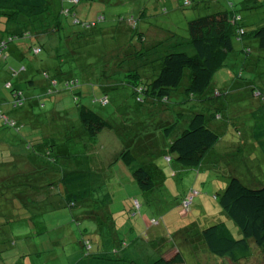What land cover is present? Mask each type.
<instances>
[{"label": "rangeland", "instance_id": "obj_1", "mask_svg": "<svg viewBox=\"0 0 264 264\" xmlns=\"http://www.w3.org/2000/svg\"><path fill=\"white\" fill-rule=\"evenodd\" d=\"M157 1L161 2L154 6ZM182 1L81 0L79 6L77 5L78 7L74 8L80 18L90 19L102 15L104 20L97 23L94 28L87 30L85 35L77 38V35L72 34L69 36V34L77 31L79 26H71L69 20L63 17L64 27L53 33L43 34L39 38V44H42L40 54L33 55L29 49H25L24 64H32L37 69L45 68L50 73L54 72L55 68L56 71L61 72V75L56 76L58 78L63 76L79 77L82 82L95 83L100 86L99 88L96 86L95 91H92L90 86L85 85L81 91L85 95L95 92L96 96L105 93L109 100L105 107L99 104H91L85 98H80L79 102H83L98 113L110 118L117 130L121 129L120 126H122L123 120L128 122L130 126L141 120L144 130L151 135L145 137V133H143L141 137L144 142L146 140L155 142L154 152L148 155L150 162L162 172L166 171L167 168L168 170L162 179H155V185L149 191H141L136 183H128L122 188L114 184V181L111 180V173L106 168L108 156L104 150L105 139H100L97 143L98 134L97 138L95 136L92 139H95L96 142L93 144L89 138L82 135L83 139H79L80 137L76 135L77 131L80 132L78 130L80 123L76 115L77 103L73 99L74 95L70 92L62 99V94L53 99L44 96L42 107L26 108L34 118H38L42 122V126H46L47 129H43L42 133H53L54 142L51 144L48 141L46 144H51V146L49 145L46 149L41 148V144L38 146L31 143L34 139L39 141L41 138L37 134L38 131L32 128L31 119L23 118L24 125L21 126L19 131L0 122V139L3 137L7 143L6 149L0 147V207H5V211L9 210L11 213L29 214L27 217H30L27 218L26 224L22 220H18L11 224H4L2 229L6 230L10 227L11 233L14 235L22 234L26 236L23 244L24 246L27 245L25 248L28 254L23 257V260L21 259L23 264H74L82 253L80 246L82 238L88 239L91 243L92 248L89 257H92V259L87 258L85 260L90 261V264H128L130 261L137 264H146L144 260L147 256L154 255V253L158 255L159 249L144 248L140 244L145 238V233H143L145 223H141L139 226V220H144V216L147 217L148 221L151 218H156L161 225L159 224L160 226L154 227V229L174 234L173 225H170L169 231H166L160 214L164 211H173L174 209L178 211L180 209L181 206L178 205V201L181 194L189 188L187 185L192 182V177L189 174H196L197 171L196 175H198V171H200L199 166L189 168L188 172L183 173V182L177 181L172 176H167L170 175L169 172L176 173L175 169L179 165L175 162L174 155L170 153L168 147L162 145L159 129L161 130V127L163 128L165 125L159 126V120H163L160 119V113L164 117L165 115L168 118L175 117L176 122H182L180 116L183 113L187 115L194 111L206 114L207 124L221 137L216 144L215 151L212 152L211 148L205 154L203 159H206V161H203V163L206 162V165H210L209 163L213 162L215 155L219 152L225 156L233 167L235 174L240 175L244 183L253 184L247 173L244 174L242 152H247V146L241 144L240 138L243 135V140L250 142L245 134L250 137V132L254 131L253 126L259 119L264 120V105L260 100V94L264 95V49L259 50L257 48L254 37L250 35L244 37L245 44L251 46V51L248 53L250 55L237 51L235 52L239 53L237 59L228 58L226 66L218 70L214 75V79L211 80L213 83L210 84V87L202 96L203 100H199L197 95L184 94L180 86L170 96V100L166 105L158 104L156 101L152 105L154 107L153 111L146 113L141 110L147 109L145 105H138L131 96V88L124 82V80L128 81L126 77H120V75L113 77L122 78V83H114L107 79L114 62L119 60V56L125 53L120 47L134 45V41L130 43L127 41L130 33L128 31L121 32L119 29L121 27L123 31L128 28L125 20H119V18L126 17L128 14L138 16L143 6L147 7L146 15L139 17V24L137 25L142 29L149 26L154 27L156 36L151 37L150 42H154V51L159 57L168 51L189 52L191 48H188L189 43L187 41L188 21L206 14L216 7L234 9L242 16L243 24L248 31L264 24V0H258L263 4L251 9H249V6L254 4L253 0H189V5L181 6ZM228 3H231V6ZM6 26V23H3L0 19V35ZM150 29L152 28L148 30ZM59 38H61L60 41ZM152 53L154 54V52ZM126 57L127 55L118 65L121 69H125L133 62ZM157 62L158 60H154V62L149 63V67H144L147 76H150L153 67H156L157 70V66H159ZM1 77L2 79L5 78L4 73H1ZM33 77L39 79L40 75L35 71ZM24 88H27V86L24 85ZM213 89L218 90L221 94L213 95ZM7 93V89L3 88L1 90L0 101H2V98H6ZM3 101L5 100L3 99ZM55 105L56 109H54ZM179 107L187 112L176 109ZM9 109H11L9 106L4 108L6 114L10 117L21 116L20 108L16 109L17 113H12ZM54 110L62 114L65 113V118L69 119V122L66 120L56 121V119H54V122L51 121L50 114ZM53 123V129L51 130L50 124ZM111 137L119 138L122 141L129 137L132 141L130 146L134 147L137 143L138 134L136 136V133L132 131L127 135L118 133V136L112 135ZM110 140V146H117L121 150L122 143L117 144L116 139ZM27 143L33 145L28 149L26 148ZM49 148L50 153L48 152ZM61 154L65 156H60ZM52 156L53 158L56 157V162L52 161ZM165 156L171 157L170 163L165 161ZM39 162H42L40 167ZM210 167L212 166L205 168L208 170L207 173H199L198 179L205 182L201 187H198L199 195L194 198V203L190 209L191 213L184 214L180 210L177 215L176 212H173L175 217L181 218V220L182 218L187 219L186 223L189 225L191 219L195 218L193 220L195 229L187 230L190 233V239L196 237V230L220 221L224 222V226L233 235L236 234L235 224L231 220L229 222L223 221L225 216L222 214L218 202L210 199L215 190L218 191L223 188V185L217 186L222 174L220 172L215 173L214 169L210 171ZM179 169L181 168L179 167ZM62 170H64L63 173L67 170H73L78 174H83L79 175V178L84 183L83 185H77L76 188L80 190L79 195L75 205L70 207L67 205V192H64L67 183L61 181ZM51 180L54 184L58 183L59 194H56L55 203L53 201L32 202L30 194L25 195L24 192L19 191V195L23 194L25 199L29 201L21 202L22 207L19 210L10 209L9 205L6 204L7 199H11L10 196L16 193L10 188H20V185L14 184L15 182L32 191L31 187H35L38 181L46 184ZM124 195H128L129 200L126 199L125 216H121L117 211L120 207L119 201ZM134 199L140 203V212L132 209L131 202ZM207 202L213 208H208L206 206ZM56 204L57 207L52 210ZM193 212L197 215L194 216ZM124 220L127 221V224H124ZM113 224L122 229L120 233L114 234L115 226ZM182 232L183 230H180L177 234ZM11 235L10 238L13 239ZM133 238H136V240L133 241ZM118 240H123L126 244L133 243L127 250L121 252L122 249L119 245L121 241L118 242ZM168 240L170 242L171 238ZM175 242L172 241L169 245ZM18 243L21 242L18 241ZM193 243L191 241L192 245H194ZM6 249H9L8 251L12 250L13 245ZM6 252L3 253L0 264H20L6 258ZM101 252H103L102 254L104 252L108 253L110 257L100 256ZM181 254L184 260L183 264H192L195 256L192 250L181 251ZM12 257L16 256L12 255ZM221 259L217 256L213 257L207 252H202L197 261L201 264H233L227 258ZM238 264H264V253L252 244L250 257Z\"/></svg>", "mask_w": 264, "mask_h": 264}, {"label": "trees", "instance_id": "obj_2", "mask_svg": "<svg viewBox=\"0 0 264 264\" xmlns=\"http://www.w3.org/2000/svg\"><path fill=\"white\" fill-rule=\"evenodd\" d=\"M80 1L81 0H0V19L7 25L0 35V92L3 88L8 90L6 98H2V103L0 104V122L16 131H19L21 126L24 125L22 122L23 119L16 120L4 111V106H9V108L16 110L24 107L29 100V97L21 88L15 87L19 79L25 78L27 80L46 81L47 87L45 90L31 97L35 105L39 107H42V99L44 96L53 99L58 98V96L62 94V99V97L67 96L70 92L74 95L73 99L77 103L76 115L80 123V127L78 128L80 132L77 131L76 135L80 137L79 139H83L84 136L92 140L95 136L97 138L99 134L97 143L100 139H105L104 150L108 156L106 168L111 173V180L114 175L119 173L118 183L120 188L128 183H136L141 191H149L155 185V179H162V177L165 176L164 174L167 173L168 168L166 171L162 172V174L160 173V175L154 173L156 170L153 171L149 169V165L152 162H150L148 155L153 153L152 148H155V142H149L147 140L144 142V139L141 137L143 133H145V137L151 135L144 130V126L141 124L142 122H140L141 120L134 122L132 126L123 120L122 126H120L121 129L119 128L120 130H117L114 122L110 120V118L98 113L83 102H79L80 98H85V100H89L91 104H99L105 107L109 103L105 93L96 96L95 92L85 95L84 92L81 91L85 85L90 86L91 90L95 91L96 86H98L97 84L82 82L79 77L63 76L58 78L56 76L61 75V72L56 71L55 68L54 72L50 73L45 68L37 69L33 67L32 64L23 63V58L26 54L25 49H29L33 55L40 54L42 52V44H39V38L43 34H50L64 27L62 23L63 17L69 20L71 26H79L77 31L70 32L69 34V36L72 34L77 35V38L81 35H85L87 30L92 27L94 28L97 23L104 20V16L102 15H97L96 18L90 19L80 18L76 10L74 11V8L77 5L79 6ZM160 2L161 1H157L154 6L157 3L160 4ZM253 3V5L249 6V9L256 8L263 4L258 0H253ZM189 4V0H183L181 6ZM228 4L231 6V3ZM146 9L147 7L143 6L138 16L128 14L126 17L119 18V20L123 19L128 24V28H125L123 31L121 27H119V29L121 32L128 31L130 33V37L127 41L129 43L134 41V45H124L121 46L122 48L120 47L125 53L119 56V60L114 62L113 68L109 76H107L109 77L107 79L114 83L123 82L122 78H113L115 75L126 77L128 81L124 80V82L131 88V96L138 105H145L147 109L141 110H144L146 113L153 111L154 107L152 105L156 101L158 104L161 103L162 105H166L170 100V96L175 93L180 86L184 94L189 96L197 95L199 100H203L204 98H202V96L208 90L210 84L212 85L213 83L211 80L214 79V75L218 70L226 66L227 59H237L239 55V53H235L237 51H242L246 54L250 53L251 46L245 44V36L250 35L254 37L257 48L259 50L264 49V24L255 29H249L250 31H248L243 24L242 16L235 12L234 9L216 7L204 15L188 21L187 41L189 43L188 48H191L189 52L168 51L159 57L154 51V42H150L151 37L156 36L154 27L149 26L146 29H142V27L137 25L140 20L139 17H144L146 15ZM149 28H152L153 31L152 29L148 30ZM60 40L61 38H59V41ZM17 51H20L21 57L17 56ZM152 52H154V54ZM126 55V58H129V60L131 59L133 62L125 69H121L118 65ZM154 60H158L157 63H159V66H157V70L156 67H153L150 76H147L144 67H149V63L154 62ZM35 71L39 73V79H34L33 74ZM1 73H4V79H2ZM21 83H23V85L25 84L22 80ZM99 87L100 86H98V88ZM220 94L218 90L213 89V95ZM260 98L264 105V95L260 94ZM3 99L5 101H3ZM176 109L183 110L181 107ZM160 115V119L163 120H159V126L167 125L166 127H161V130L159 129L162 145L168 147L170 153L174 155L175 162L179 165L176 167L177 169H175L176 173L169 172L170 175L167 176H172L177 181L183 182V173L188 172L189 168H196L199 166L200 170L198 171V175H196L197 171L196 174H189V176L192 177V182L187 185L189 188L181 194L180 200L178 201V205L181 206L180 208L184 214L191 213L190 209L191 205L194 203V198L199 195L198 187H201L205 182L201 181L202 179H198L199 173H207L208 170L205 168L211 165L213 168L210 167V171L214 169L216 171L215 173L218 174L220 172L222 174H220L222 177L217 186L223 185V188L218 191L215 190L210 196V199L218 202L221 212L225 216L223 217V221L229 222V220H231L235 224L234 230H236V234L233 235L229 229L224 226V222L220 221L216 224L196 230L195 238L199 237L210 253L219 257L226 256L234 263L246 260L250 257L252 244L264 253V120L259 119L253 126L254 131L250 132V137L248 134H245L250 142L244 141L243 135L240 138L241 144L247 146V152H242V163L244 174L247 173L250 181L253 183L249 184L244 183L241 176L235 174L233 167L226 163L225 156L219 152L215 155L213 162L209 163L210 165H206V162L203 163V161H206V159H203L205 154L211 148L212 152L215 151L216 144L221 137L219 136L220 134L207 124L208 120L206 114L194 111L187 115L183 113L180 116L182 118V122L180 123L176 122L177 120H175V117L171 116L168 118L166 115L164 117L162 113H160ZM212 116L215 118L214 115ZM28 117L32 120V128L36 129L38 131L37 134L41 137L39 141L34 139L33 142H30L38 146L41 144V148L45 149L49 145L51 146L54 142V138H52L53 133H42L43 129H47L46 126H42V122L38 118H34L30 111ZM50 119L53 122L54 119H56V121L66 120L69 122V119L65 118V113L62 114L55 110L51 112ZM53 125L54 123L50 124L51 130L53 129ZM132 131L136 133V136L138 134L137 143L134 147L130 146L132 141L129 137H127L125 141L111 137L112 135L118 136V133L127 135ZM110 139H116L117 144L122 143L123 146L121 150H119L117 146H110ZM1 140L6 139L1 137L0 141ZM48 141L51 144L47 145L46 143ZM90 142L93 144L96 143L95 139ZM31 143H27L26 148L29 149L30 146L33 145ZM48 152L50 153V148ZM60 156L65 155L61 154ZM171 160V157L165 156V161L167 163H170ZM52 161L56 162V157L53 158L52 156ZM40 166H42V162H39V167ZM179 167L181 169H179ZM150 170L153 171V173L150 172ZM63 171L64 170H62L61 181H63L62 183H67L64 192H67L66 200L68 203L67 205L70 207L75 205V201L79 195L80 190L76 188L77 185H83L84 183L82 179L79 178V175L83 174H78V172L73 170H67L65 173H63ZM194 182H196L195 185ZM14 184L20 185V188H10L16 193L10 196L11 199H7L6 201V204L9 205L8 207L13 210H19V208L22 207L20 205L21 202L29 201L25 199L23 194L19 195V191L22 193L24 192L25 195L30 194L32 202L53 201L55 203L56 201L54 199L56 194H59L58 183L54 184L52 180L46 184L38 181L35 187H31L32 191L25 189L22 184L16 182ZM190 195L192 198L188 205V209H184L182 204ZM127 196L128 195H124L125 198L129 197ZM134 201H136L137 204H135ZM131 205L132 209L140 212V203L138 200L134 199ZM206 206H210L209 202L206 203ZM55 207H57V204L53 206L52 210ZM174 210H176L178 215L177 209ZM27 211L29 212V210ZM117 213L121 215L119 212ZM193 213L194 216L197 215V213ZM27 216H29V214L21 212L11 213L9 210L5 211V207H0V259H3V253L9 250L6 248L13 245V249L6 252L5 257L11 259L12 262L23 264L21 259L23 260V257L28 254L25 248L27 245L24 246L23 244V240L26 236L22 234L14 235L11 233L10 227L6 230H3L2 227L4 224H11L18 220H22L24 224H26L27 218H30ZM194 219V217L191 219L190 225L186 223L187 219L184 218H182V220L180 218V220L177 221L180 225L173 224V227L176 228V235H178L177 229L178 231L187 230L190 226H193ZM125 220L124 224H127ZM146 222H148L147 225ZM146 222L141 220V223H145V228L143 229L145 238L140 244L144 248H153L149 243L151 232L148 231V229L151 227H158L160 221H157L156 218H151L150 221L147 220ZM141 223L139 222V226ZM181 224H183V226L185 225V227L181 226ZM176 225L178 226L176 227ZM113 226H115V224H113ZM169 226L170 225H167L165 227L166 231H169ZM179 227L182 228L179 229ZM119 228L120 227L115 226V235L121 232L122 229ZM163 233L165 240L168 242L170 238V242H177L179 240L172 239L173 234L169 232V234L166 232ZM10 235L13 239L10 238ZM133 239V241L136 240V238ZM18 241L21 243L19 244ZM119 241L121 240H118V242ZM156 241H159V239L156 238ZM132 243L126 244L123 240L119 242L122 249L121 252L127 250ZM80 246L82 248V253L74 264H90V261H85L87 258L92 259V257H89L92 248L90 241L82 238L80 240ZM11 251L13 252L11 253ZM102 253L103 252L100 253V256H108V253ZM12 255L16 257H12ZM108 257H110V255ZM101 260L104 261L103 259ZM144 261H146V264L184 263L180 251H174L168 255L158 254L155 257L147 256ZM128 264L137 263L130 261Z\"/></svg>", "mask_w": 264, "mask_h": 264}, {"label": "crops", "instance_id": "obj_3", "mask_svg": "<svg viewBox=\"0 0 264 264\" xmlns=\"http://www.w3.org/2000/svg\"><path fill=\"white\" fill-rule=\"evenodd\" d=\"M14 50H15V48H14ZM25 53V52H24ZM14 54H16V53H14ZM17 56H19V57H21V54H20V51H17ZM21 80H22V82H24L25 84L24 85H26L27 86V88H24V85H23V83H21ZM19 79L18 80V82H17V85L15 86V87H19V88H21L23 91H24V93L29 97V100H28V102H27V104H25L24 105V107H29L30 109L33 107V106H36L35 105V102H34V100H32L31 99V97H33V95H35L36 93H38V94H40V93H42L44 90H45V88L47 87V83H46V81H37V80H27V79ZM2 102L0 101V104H1ZM7 106H4V108H6ZM24 107H21L20 108V110H21V116L19 115L18 117H13V118H15L16 120L18 119H23V118H27V119H29L30 117H28V115H29V111H27L26 110V108H24ZM54 108H56V105L54 106ZM5 111V110H4ZM9 111H12V113H17L16 112V110H14V109H9ZM5 113H6V111H5ZM10 116V115H9ZM12 117V116H11ZM180 123V122H179ZM172 138V137H171ZM170 138V139H171ZM169 139V140H170ZM5 140H1L0 141V147H3V149H5L6 148V142H4ZM2 142H4V143H2ZM152 151L154 152V149L152 148ZM226 160V163L227 164H230L229 162H228V160L227 159H225ZM149 169H151V170H153V171H155L156 170V172H154L155 174H159L160 175V173L162 174V171H160L158 168H157V166L156 165H154L153 163H151L150 165H149ZM150 170V172H152L153 173V171H151ZM118 179H119V173H117L116 175H114V177H113V179H112V181H114V184H116V185H118L119 186V183H118ZM196 184V182H194V185ZM120 187V186H119ZM196 188V187H195ZM126 199H128L129 200V197L128 198H121L120 199V207L118 208L119 210L117 211V212H119L120 214H121V216H125V207H126ZM208 208H213V207H211V206H208ZM181 210V208L180 209H178V211H180ZM173 212H176V210H173V211H165V212H163L162 214H160V218H161V220L163 221V223L165 224V227L167 226V225H173V224H178V225H180V223H178L177 221H179L180 219L178 218V217H175L174 215H173ZM108 213H109V211H108ZM177 213V212H176ZM111 215H113V214H111ZM144 218V220L143 219H141L143 222L145 221H147V217L146 216H144L143 217ZM177 218V219H176ZM173 219V220H172ZM140 223H141V221H139ZM146 225H147V222H146ZM161 225V224H160ZM159 225V226H160ZM178 225H176V227L178 226ZM181 226H183V224H181ZM183 227H185V225L183 226ZM193 227V228H192ZM180 228H182V227H179V229ZM174 229H176V228H174ZM195 229V226L193 225V226H190L189 227V230H194ZM188 230V229H187ZM187 230H183V232L181 233V234H178V235H176V233H174L173 234V238L172 239H176V238H178L179 240L176 242V243H173L172 245H169L170 244V242H168V241H166L165 240V238H164V233L163 232H161L160 233V231L159 230H156V229H154V227H151V228H149L148 229V231H150L151 232V237H150V239H149V243L151 244V246L153 247V249H159L158 250V254H162V255H168V254H170V253H172V252H174V251H188V250H192L193 251V253H194V260H193V262H192V264L194 263V264H201L199 261H197L198 260V258L200 257V255L202 254V252H207L208 254H210L211 256H213V257H216V255H214V254H212V253H210L209 252V250L207 249V247L204 245V243L199 239V237H197V238H195V239H190V233L187 231ZM177 233H178V229H177ZM188 234H189V237H188ZM156 238L157 239H159V241H156ZM165 240V241H164ZM191 241L192 242H194L193 244L194 245H192L191 244ZM129 247V246H128ZM123 251H125V250H123ZM154 255H156L155 253H154ZM153 254L151 255V256H153V257H155ZM196 257H197V259H196ZM218 258H222L221 260H224V258L226 259H229L228 257H226V256H223V257H219V256H217ZM218 260V259H217ZM184 261V260H183ZM229 261L231 262V263H233L234 264V262H232L230 259H229ZM216 262V261H215ZM4 263H5V261H4ZM217 263V262H216ZM239 262H236L235 264H238Z\"/></svg>", "mask_w": 264, "mask_h": 264}, {"label": "built area", "instance_id": "obj_4", "mask_svg": "<svg viewBox=\"0 0 264 264\" xmlns=\"http://www.w3.org/2000/svg\"><path fill=\"white\" fill-rule=\"evenodd\" d=\"M1 117V116H0ZM191 195L183 202V204H182V207L184 208V209H188V205H189V203H190V201H191ZM135 202V204H137L136 203V201H134ZM183 209V210H184Z\"/></svg>", "mask_w": 264, "mask_h": 264}]
</instances>
